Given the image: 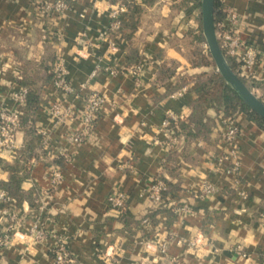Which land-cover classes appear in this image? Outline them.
<instances>
[{"label":"crops","instance_id":"crops-1","mask_svg":"<svg viewBox=\"0 0 264 264\" xmlns=\"http://www.w3.org/2000/svg\"><path fill=\"white\" fill-rule=\"evenodd\" d=\"M53 1L0 0V108L15 110L11 94L27 85L40 101L34 132L25 119L16 148L0 147V187L11 178L7 166H15L25 194L17 204L0 203V231L10 234L8 242H0V264L54 263V241L32 236L36 222L65 239L71 264H264V128L235 112L239 176L215 165V157L227 150L222 107L208 108L178 143L162 132L168 114L195 121L194 85L210 72L192 69L175 44L171 15L182 0H129L140 14L135 30L122 25L121 34L111 31V12L125 0H76L45 17L40 7ZM220 1L223 10L241 15V37L257 49L256 79L247 80L264 99V0ZM58 55L73 87L88 83L89 90L106 96L95 134L79 145L66 137L83 129L81 119L55 128L48 114L63 98L51 77ZM137 63L145 64L138 80L130 74ZM98 64L118 72L91 79ZM173 65L172 75L164 73ZM183 87L187 91L178 96ZM88 91L66 101L80 109ZM55 167L63 177L54 188ZM156 180L171 189L159 207L147 194ZM207 184L220 192L197 198ZM119 192L127 195L122 217L109 207L110 196ZM185 205L191 212L178 211Z\"/></svg>","mask_w":264,"mask_h":264},{"label":"built area","instance_id":"built-area-1","mask_svg":"<svg viewBox=\"0 0 264 264\" xmlns=\"http://www.w3.org/2000/svg\"><path fill=\"white\" fill-rule=\"evenodd\" d=\"M75 1L76 0H54L50 3L46 2L40 7V11L45 17H53L67 10L71 3ZM223 12L225 14L224 19L216 24V33L218 40H220L221 49L226 55L235 59L236 63L239 65L241 77L255 80L256 76L253 70L258 62V52L248 40L241 37L240 33L243 18L234 9H224ZM125 13H127V8L124 5L116 7L111 12L112 33L121 34L123 31L122 20ZM112 48L115 49V43H112ZM144 69V63H137L130 69V74L138 80L144 72ZM52 72L54 73L53 85L57 91L63 95L61 100L53 103L48 109V114L53 126L58 128L63 124L72 123L80 118L83 123V129L81 131H71L67 135L66 140L68 143L74 145L85 143L95 134L100 114L106 103V96L102 93L89 90L88 83H82L79 89L73 87L67 77V68L63 56H57L53 64ZM100 72L115 75L118 70L112 65L101 66L98 64L91 74V79L96 78ZM86 90L89 91L86 92L80 109H77L74 105L66 101L69 96L79 97V93ZM186 91L187 88L183 87L178 91L177 95L181 96ZM28 93L29 90L26 87H21L11 94V99L17 106L15 110L7 107L0 108V147L3 150L11 152L16 148L17 133L27 117L26 105ZM179 120L180 119L174 114H168L162 123V132L171 144L178 143L179 138L176 135L177 128H173L172 124L177 123ZM222 123L225 126L223 138L227 144V150L222 155L215 157L216 169L223 168L227 173L239 176L241 169L240 146L238 143L240 127L235 117L223 116ZM45 135L48 136L47 133H45ZM62 156L66 162H70L71 158L67 154H62ZM62 177V170L59 167H55L52 170V185L54 188L60 185ZM166 190L167 184L161 180H156L150 189H148V197L156 207L163 205V193ZM219 192V187L207 184L197 193L196 197L203 198L207 195L217 194ZM239 195L244 199L247 198V195L243 192L239 193ZM13 201L14 200L8 196L7 192L0 187V203H9ZM109 207L116 215L122 217L127 211V195L119 192L110 196ZM178 211L189 213L191 209L189 206L185 205L179 208ZM262 219L264 221V213L262 214ZM147 221L148 220L145 219L143 222L147 223ZM32 236L36 241H44L48 238L54 241V246L52 248L54 256L53 264L72 263L71 254L64 238L46 233L38 222H36L32 231ZM9 239V233L2 234L0 231V242L2 244L8 242ZM162 250L165 251L164 246H162Z\"/></svg>","mask_w":264,"mask_h":264},{"label":"trees","instance_id":"trees-1","mask_svg":"<svg viewBox=\"0 0 264 264\" xmlns=\"http://www.w3.org/2000/svg\"><path fill=\"white\" fill-rule=\"evenodd\" d=\"M123 4L127 8L126 20H122V25H125L127 28L135 30L136 18L140 14V9L137 5L129 0L123 1ZM225 17L223 12L222 3L220 0H216L215 4V19L216 24L222 21ZM194 34H197L200 40L206 42V39L203 35L202 26L199 29H195ZM220 42V40H219ZM226 60L231 67V69L239 76V78L247 85V87L252 90V84H249L246 78L240 76L239 65L236 63L235 59L226 55L223 51ZM211 63L205 62L204 66H209ZM214 64V63H212ZM176 66L173 65L165 70L164 73L173 74ZM174 69V70H173ZM51 77L54 80V73H51ZM207 80L202 82H196L194 85L195 91L199 94L198 102L195 107V121L190 120L188 123L179 120L177 123H173L172 127L177 128L176 135L178 138L182 136L183 133L191 130L195 124L201 122L204 118L208 108L213 105H218L224 109L225 117H235V112L242 111L245 112L249 119L255 122L260 127L264 128V119L260 117L257 113L251 110V108L242 100L238 93L226 83L223 77L219 73H213L211 75H206ZM28 90L27 96V105H26V122L29 125V131L34 132L33 122L35 121V116L40 106V101L38 95L33 91L30 86H25ZM264 103V99L260 98ZM8 171L10 172L11 178L10 181L4 184L2 187L8 194V196L14 200L17 204L19 200L25 197L24 192L20 188V173L19 169L15 166H7ZM27 170V168H26ZM170 187L167 185V190L163 193V198L170 192Z\"/></svg>","mask_w":264,"mask_h":264},{"label":"rangeland","instance_id":"rangeland-1","mask_svg":"<svg viewBox=\"0 0 264 264\" xmlns=\"http://www.w3.org/2000/svg\"><path fill=\"white\" fill-rule=\"evenodd\" d=\"M170 1L171 0H166ZM200 17V21L196 22L195 15ZM174 21V39L177 41L175 44L183 49V54L185 58L188 59L191 68H209L210 72L207 75L213 73H219L217 67L211 57L207 41L204 42L200 40L197 34H194L195 29H199L202 26V10H201V0H182V5L179 7L178 11L171 15ZM204 35V34H203ZM205 38V36H204ZM211 63L209 66H204L203 63ZM214 63V64H212ZM220 74V73H219ZM187 79L191 81L196 76L187 75ZM186 79V76L184 77ZM197 78V77H196ZM197 80V79H196ZM207 77L201 75L198 77V82L206 81ZM196 81V82H197Z\"/></svg>","mask_w":264,"mask_h":264},{"label":"water","instance_id":"water-1","mask_svg":"<svg viewBox=\"0 0 264 264\" xmlns=\"http://www.w3.org/2000/svg\"><path fill=\"white\" fill-rule=\"evenodd\" d=\"M216 0H201L202 28L211 57L217 71L242 98V100L264 119V103L247 87L239 76L231 69L221 49L216 33L215 19Z\"/></svg>","mask_w":264,"mask_h":264}]
</instances>
